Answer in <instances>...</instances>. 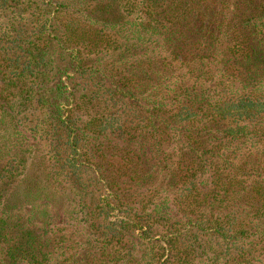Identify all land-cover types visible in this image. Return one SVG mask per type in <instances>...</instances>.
I'll return each instance as SVG.
<instances>
[{
    "label": "trees",
    "instance_id": "obj_1",
    "mask_svg": "<svg viewBox=\"0 0 264 264\" xmlns=\"http://www.w3.org/2000/svg\"><path fill=\"white\" fill-rule=\"evenodd\" d=\"M0 264H264V0H0Z\"/></svg>",
    "mask_w": 264,
    "mask_h": 264
}]
</instances>
